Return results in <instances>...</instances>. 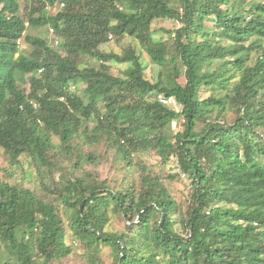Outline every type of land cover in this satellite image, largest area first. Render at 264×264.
<instances>
[{
	"label": "trees",
	"instance_id": "16d2710c",
	"mask_svg": "<svg viewBox=\"0 0 264 264\" xmlns=\"http://www.w3.org/2000/svg\"><path fill=\"white\" fill-rule=\"evenodd\" d=\"M27 1L21 14L18 0H0V155L10 167L30 158L51 177V186L40 184L53 197L0 176V264H63L69 236L88 255L83 264H104L94 252L100 245L117 249L115 264H264V0L248 8L244 0ZM155 20L181 25L153 27ZM44 26L56 48L26 33ZM23 34L30 56L19 49ZM124 36L170 70L150 80L135 48L100 49ZM83 56L98 65H81ZM121 63L123 74L111 73ZM202 88L214 92L201 98ZM177 120L182 129L174 131ZM82 139L106 141L120 170L141 151L154 150L164 164L175 157L192 180L191 210L181 211L142 163L139 179L123 176L119 187L84 171L99 157L83 152ZM60 156L81 174L56 181ZM111 209L130 222L126 231L104 230Z\"/></svg>",
	"mask_w": 264,
	"mask_h": 264
},
{
	"label": "rangeland",
	"instance_id": "374dc122",
	"mask_svg": "<svg viewBox=\"0 0 264 264\" xmlns=\"http://www.w3.org/2000/svg\"><path fill=\"white\" fill-rule=\"evenodd\" d=\"M20 3V13L26 12L25 9L29 2L27 0H18ZM251 0H244L240 2V5L245 8H248L247 5ZM62 7L61 4H56L53 6L48 5L47 10L50 14H55L60 8ZM210 24V23H208ZM181 23L177 20H155L153 23V27H165L166 29H173L180 27ZM30 35H36L45 38L51 47H57L55 43V33L51 31L49 26L44 27H33L28 28L27 32ZM24 35L19 39V49L22 54L25 56H30L31 51L33 48L24 38ZM166 39V36H164ZM256 40L255 37L250 38L248 41L245 42L246 46H249ZM264 43V40L262 41ZM132 47L135 48L138 53L141 54L143 64L145 65V76L150 80H156L157 76L160 71L162 73H166L170 70V63L167 62L164 66L160 67L149 60L147 54L141 50L138 46L135 39L129 36H124L119 39L112 38L107 43L103 44L100 49L106 52H115L121 53L124 51L125 48ZM250 60L248 63L252 64L257 56V52L254 50L250 51ZM81 65H98V60L92 56H83L79 58ZM128 65L126 63L121 64H112L110 66V71L114 75H122L123 71L126 69ZM179 81L184 80L183 74L179 75ZM84 84L80 85V91L83 89ZM72 91H78V87H71ZM82 92V91H81ZM211 89L202 88L200 91V97L205 98L212 94ZM168 105L179 110L180 106L175 102V100L170 99L168 101ZM230 107V106H229ZM226 118L227 121L231 122L235 111L233 107H230L226 111ZM85 123L92 128L95 120L93 117L89 118ZM181 120L174 121L172 123V129L174 131L181 130ZM55 143H58V138L54 137ZM76 142L81 145L83 152L85 153H93L97 157H99L98 164H90L85 163L83 164L84 171H91L99 180H106L110 187L120 186V180L123 176H131L135 179H139L142 170L138 168V165L142 163L145 165L146 170L150 172L152 175H159L164 183V185L168 188L169 192L176 200L177 204L180 207V210L183 212H187L191 210V200L192 197V180L187 175L182 173L177 165L176 158H171L167 163H163L161 158L156 154L154 150H147L141 151L134 155L133 157V166L129 167L126 170H120L119 166L114 161V153L113 149L106 141H100L98 143L91 142L86 139L76 140ZM61 160V165L55 173L54 177L57 181V177L60 175L65 176L72 171H75L77 175L81 174V170H74L71 168L70 163L68 161L62 162L65 158L62 156L59 157ZM66 165L68 168H66ZM67 170V171H66ZM51 176V174H47ZM0 176H2L6 181L11 183H18L21 184L23 187H31L34 190H37L38 194L43 198L46 197L51 199L53 195L50 193V189L43 188L40 184L41 180L48 181L50 186L52 185L51 177H45V174L39 173L38 168L36 165L30 160V158L26 156L20 157V165L10 167L8 164V160L4 154L0 155ZM51 196V197H48ZM60 213L63 217V221L66 224L67 222V214L65 211V207L60 205ZM177 220V219H176ZM136 222V219L135 221ZM131 226L130 222L124 219L121 215L114 211V209L109 210V219L108 223L105 226L104 230L106 232H122L126 231L128 227ZM178 226V225H177ZM185 234V231L181 232ZM67 243L70 245L72 244V253L62 260L63 264H83L86 262L87 254L81 249L80 245L78 244L77 240H73L72 237L67 238ZM5 251L3 244L0 243V252ZM97 257L100 261L104 264H115V254L117 253V249L108 245H100L96 250H94Z\"/></svg>",
	"mask_w": 264,
	"mask_h": 264
},
{
	"label": "built area",
	"instance_id": "2783aa9c",
	"mask_svg": "<svg viewBox=\"0 0 264 264\" xmlns=\"http://www.w3.org/2000/svg\"><path fill=\"white\" fill-rule=\"evenodd\" d=\"M51 31L54 32L53 29H51ZM54 35H55V34H54ZM57 42H58V39H57V37H55V43L57 44ZM40 71H41V70H40ZM162 101H163V102H167L166 100H162Z\"/></svg>",
	"mask_w": 264,
	"mask_h": 264
},
{
	"label": "clouds",
	"instance_id": "9594fccd",
	"mask_svg": "<svg viewBox=\"0 0 264 264\" xmlns=\"http://www.w3.org/2000/svg\"><path fill=\"white\" fill-rule=\"evenodd\" d=\"M40 70H41V69H40ZM40 70H39V73L41 72Z\"/></svg>",
	"mask_w": 264,
	"mask_h": 264
}]
</instances>
